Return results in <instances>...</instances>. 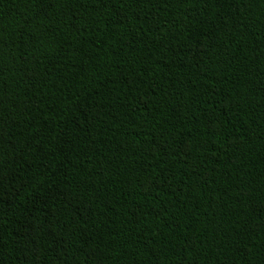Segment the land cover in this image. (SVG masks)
<instances>
[{
    "label": "trees",
    "instance_id": "1",
    "mask_svg": "<svg viewBox=\"0 0 264 264\" xmlns=\"http://www.w3.org/2000/svg\"><path fill=\"white\" fill-rule=\"evenodd\" d=\"M0 264H264V0H0Z\"/></svg>",
    "mask_w": 264,
    "mask_h": 264
}]
</instances>
